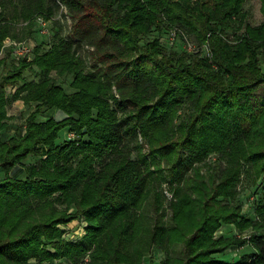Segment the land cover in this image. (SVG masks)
I'll use <instances>...</instances> for the list:
<instances>
[{
  "label": "trees",
  "instance_id": "1",
  "mask_svg": "<svg viewBox=\"0 0 264 264\" xmlns=\"http://www.w3.org/2000/svg\"><path fill=\"white\" fill-rule=\"evenodd\" d=\"M245 2L0 0V53L19 21H48L60 4L73 20L70 39L37 45L32 60L12 59V48L0 57V264H154L145 256L153 247L165 252L161 264H264V191L258 220L235 203L243 173L264 175V0L257 25L246 22ZM173 25L207 54L144 39ZM83 43L95 48L90 68ZM52 72L72 75L75 91ZM10 86L13 100L36 103L20 125L10 123ZM46 109L66 117L39 120ZM212 154L225 166L204 172ZM29 155L38 162L11 176ZM163 184L176 198L169 223ZM80 219L85 234L65 239L63 226ZM222 224L253 232L216 238ZM243 246L253 251L236 262L217 257Z\"/></svg>",
  "mask_w": 264,
  "mask_h": 264
},
{
  "label": "rangeland",
  "instance_id": "2",
  "mask_svg": "<svg viewBox=\"0 0 264 264\" xmlns=\"http://www.w3.org/2000/svg\"><path fill=\"white\" fill-rule=\"evenodd\" d=\"M261 3L260 0H246L244 4V11L247 13L246 17V22L251 24V25H257L259 24L263 17L262 13L260 10ZM13 9L12 5H9L7 7L6 12L9 14L11 13ZM3 8L0 6V20L2 18V13H3ZM31 27V32H29V26ZM72 26H73V20L72 17L69 14L68 9L63 5L60 4V7L56 9L55 13L51 16V19L46 22V25L43 26L40 23V20H35L34 22L29 21H19L17 23V38L11 39L12 41H15L17 45H15L16 49L15 51L13 50L11 55L12 59L18 60L19 57H27V60H32L34 58V48L37 45H40L43 42H50L55 40L58 36L68 38L70 39L72 36ZM175 28L176 25L170 26L169 28L165 29H157L154 27L146 36L145 40H157L163 45L167 44L166 41L168 40V36L170 35V31H176ZM169 31V34H168ZM189 41L190 43H193L196 45L198 48L201 49V55H206V43L202 44L196 38L191 35L186 33V37H182V34L177 33V47L174 48L176 51H181V49L184 47L182 44V41ZM144 41H141L143 43ZM5 46L2 52L0 53V57H3L6 52H9V48H12L8 43H7V38L5 40ZM206 46V47H205ZM13 49V48H12ZM95 51V48L93 46H88L86 43H83L79 48H78V53L79 55L85 60L87 67L90 68L95 59V55H93V52ZM12 60H8V64H11ZM34 69H37L34 67ZM25 74L35 80H39L40 76L36 75L34 72H32L30 69H27L25 71ZM52 76L57 80V82L66 90L68 93H72L75 91L70 86V83L72 81V75H66V76H58L55 74V72L51 73ZM14 87H8V93H9V98H10V103L8 105L9 112L13 114V118L10 119V123H15V124H22L24 122L25 117L35 109L36 103H32L30 105H26L25 103L21 100H13L12 95L14 91ZM187 105V104H185ZM48 117H54L57 120H61L66 117V114H64L60 110H55V109H46L40 116L39 120H45ZM14 134V130L11 131L10 133H4V138H7L10 135ZM64 134V132H63ZM63 137V135H62ZM65 139V138H64ZM147 151V150H146ZM135 155V153H134ZM218 155L212 154L210 155L204 164H202L203 171L206 172L207 168L210 165H222L223 167L225 166V162L222 159L218 158ZM39 156H34V155H29L26 159L23 160V164L16 166L12 171H11V176L13 177H20L23 178L26 176L25 173V165H32L33 163L38 162ZM2 177V175H0ZM162 193L164 195V214H165V222L169 223V220L171 219L172 216V207H171V201H175V196L174 193L172 192L171 188L167 184H163L160 186ZM237 195L235 198V203H240L242 204V213L246 217H250L253 220H258L257 216L255 214L256 210V202L258 199H260L263 191H264V175L259 177L256 181L254 180L253 177H248L245 173L242 174L241 176V181L238 183L237 186ZM152 201H153V194L150 195L148 198V203L146 206L147 211L152 214L153 211V206H152ZM77 226L72 227L70 231L73 233L75 236L74 238L77 240L79 238H82V236L85 234V226L86 223L82 219L77 220ZM88 224V223H87ZM225 225H230L229 228ZM227 227V228H225ZM223 230V233L221 234V231ZM253 232L252 227L246 229V230H240L238 229L234 224H222L220 229H218L215 233V237H232L236 236L238 238H249L251 233ZM79 241V240H77ZM248 246L243 247H231L224 253H221L220 255H217L219 259L226 260L228 262H233L234 260H237L239 258V254L235 255L233 250L237 251L241 250L240 254L244 255L246 253L252 252V248H247ZM232 249V250H231ZM182 251V246L178 245L175 246L172 249V254L173 255H181ZM244 252V253H243ZM151 253V254H149ZM153 258V263L154 264H161L162 261L165 258V252L159 249L158 247H153L151 251H148L145 256H150ZM148 259L149 257H146V261L143 262L142 264H148Z\"/></svg>",
  "mask_w": 264,
  "mask_h": 264
},
{
  "label": "built area",
  "instance_id": "3",
  "mask_svg": "<svg viewBox=\"0 0 264 264\" xmlns=\"http://www.w3.org/2000/svg\"><path fill=\"white\" fill-rule=\"evenodd\" d=\"M38 20H40V23L45 26L46 22L44 19L42 18H38ZM176 31H170V35L168 36V41L170 45H176L177 44V33L182 34V37H186V33L179 29V28H175ZM184 48L189 51V52H197L200 50V48H198L196 45H194L193 43H190L189 41H182ZM7 43L13 48V50L15 51L16 47L15 45H17V43L15 41H12L11 39L7 38ZM68 140H75L77 138V134L75 132H69L67 135ZM83 221H85L84 219H82ZM86 223V221H85ZM85 227L88 226V224L86 223V225H84Z\"/></svg>",
  "mask_w": 264,
  "mask_h": 264
},
{
  "label": "crops",
  "instance_id": "4",
  "mask_svg": "<svg viewBox=\"0 0 264 264\" xmlns=\"http://www.w3.org/2000/svg\"><path fill=\"white\" fill-rule=\"evenodd\" d=\"M18 100H21L22 102H23V104H24V101L22 100V99H18ZM8 115L11 117V118H13V114H11L10 112H9V109H8ZM28 116V115H27ZM26 116V117H27ZM25 117V118H26ZM11 131H13V129H11ZM67 135V133H65L64 134V137ZM77 220H75V221H73V222H70V223H68L67 225H65V226H63V228L64 229H66V233L64 234V238L65 239H67V240H71V241H77V240H80L81 238H79V239H75L74 237V235H73V233L70 231V229L72 228V227H76L77 225ZM233 225V224H232ZM225 226H227L228 228H229V226L230 225H225ZM227 227H225V228H227ZM223 233V230L221 231V234ZM245 246H243V248H244ZM247 248H251V247H247ZM232 250V249H231ZM234 251V253H235V255H237V253L239 254L238 256H239V258L237 259V260H234L233 262H236V261H238L239 259H240V257L242 256L241 254H240V252H241V250L239 251H237V249L236 250H233ZM244 253V252H243ZM63 261V260H62ZM65 262V264H70L68 261H64Z\"/></svg>",
  "mask_w": 264,
  "mask_h": 264
}]
</instances>
